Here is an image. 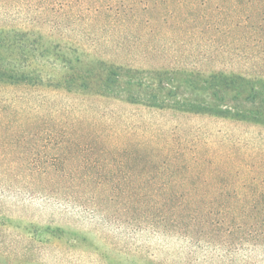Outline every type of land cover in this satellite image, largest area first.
Returning a JSON list of instances; mask_svg holds the SVG:
<instances>
[{"label":"rangeland","instance_id":"1","mask_svg":"<svg viewBox=\"0 0 264 264\" xmlns=\"http://www.w3.org/2000/svg\"><path fill=\"white\" fill-rule=\"evenodd\" d=\"M97 1L55 12L0 0V29L33 28L54 57L37 90L0 87V264H264V126L239 116L264 121V102L202 78L264 81V0ZM166 184L189 204L177 224L152 209ZM251 203L246 222L223 212ZM30 223L63 234L40 242Z\"/></svg>","mask_w":264,"mask_h":264},{"label":"trees","instance_id":"2","mask_svg":"<svg viewBox=\"0 0 264 264\" xmlns=\"http://www.w3.org/2000/svg\"><path fill=\"white\" fill-rule=\"evenodd\" d=\"M3 6L7 4V2H14V4L18 5H25L26 8L31 7H37L39 9L38 11H44V10H51L55 12H61L67 9H72L74 6H84L86 7L89 0H1ZM65 3H64V2ZM173 1V0H172ZM179 1V0H178ZM102 1H97L96 4L101 3ZM159 3H167V0H105V9L111 10L114 5H117V10L119 12L125 11L127 9H133L136 7H143L145 9H148L151 6L158 5ZM206 1H203V4H205ZM17 6V5H15ZM2 7V5H0ZM39 7V8H38ZM62 15V14H61ZM62 16H68V13H64ZM35 22V19H28L29 26H32V24ZM43 35H41L38 31H35L32 29L23 30L21 28L17 27H10L6 29H0V87H14V88H27L31 89L32 91H35L38 89L39 86L44 84V79L42 75V68L43 63L47 62L46 60H52L54 63V57L49 55V48L45 45L49 44L46 40L43 42ZM47 39V38H46ZM49 40V38L47 39ZM63 64H68L69 62L65 57L62 59ZM123 67L120 65L117 67V82L119 81L120 72H122ZM218 74V73H217ZM214 74L213 72L209 75H204L203 78V85H211V83L215 84V87L219 90L225 89L228 90L230 88L239 89L240 87H244L245 91H248L247 93L242 94L244 96V101L249 102L250 104L254 105L255 103L264 102V81L259 80V78L250 80L248 78H245L242 75L236 74V73H229V74H223L220 73V75ZM69 80H72L71 78ZM64 81V80H63ZM212 81V82H211ZM49 86L53 87L54 89H58L60 87L59 82L52 81ZM70 82V81H66ZM209 83V84H208ZM241 84V85H240ZM261 100V101H260ZM202 107V106H200ZM256 109V108H253ZM201 110L204 111H211L205 110L204 108H201ZM253 114V115H251ZM262 114L258 110H256L255 113L251 112V110H248L246 114L239 115L241 119L248 118L252 120V122H255L259 124L260 126H264V121H258L260 117H257V115ZM249 116V117H248ZM263 117H261L262 119ZM164 168V167H163ZM122 170L118 173L122 174ZM128 172V171H127ZM117 179V190H119L121 183L123 182L122 179L125 178V176H120ZM172 176V175H171ZM173 178H176V176L173 175ZM167 192L170 191V193L164 194L163 198L165 201H168L163 206L160 205V203H157L156 201L152 203V209L157 212L158 219L160 222H167L168 224L170 222H174L175 224L178 223L179 219L176 221V217L181 216L180 214L184 212L188 207L189 204H184L183 202L177 203L179 198L178 191H175L174 189H171V185L166 184ZM180 186V185H179ZM182 187V186H181ZM164 190V188L162 189ZM165 192V191H163ZM154 199H156V195H153ZM264 198V197H262ZM189 203V201H187ZM263 203V202H262ZM261 203V204H262ZM256 205V204H253ZM252 203L244 205L243 207L240 206V208H226L223 212H226V217H234L231 218L232 220L239 219L244 220L243 222H246V219L248 217V212L250 210V207H253ZM258 205V204H257ZM263 205V204H262ZM249 206V207H247ZM212 210H205V211H199L197 209L192 210L193 214L197 217L205 216L207 219L210 217ZM229 212V213H228ZM174 216V221L171 219ZM176 216V217H175ZM255 219L254 222L262 224L264 227V219ZM244 225V224H243ZM152 228H157L156 223H151ZM168 226V225H167ZM173 227V226H169ZM25 230L34 235L38 241H43L46 239L47 236H53L55 238H59L58 236H61L63 233L61 232L59 235L55 234L53 229L51 227H40V226H34L32 223L28 224ZM254 237L257 239V241H262L264 239L263 233H254ZM83 236V235H82ZM180 237H190L187 235H179ZM190 240V239H189ZM191 241V240H190ZM257 246V247H256ZM254 248H260L263 247V243H257ZM117 246V252L118 251ZM11 256L10 254L2 251L0 253V258L4 260L3 262H6L8 257ZM22 257V256H21ZM20 258V255L18 256V259ZM118 264H139L134 261H129L126 259H120L117 258ZM145 264H161L157 261H155L152 258H146ZM243 264V263H242Z\"/></svg>","mask_w":264,"mask_h":264}]
</instances>
